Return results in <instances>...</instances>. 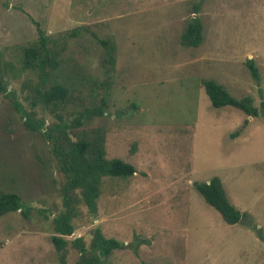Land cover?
Returning <instances> with one entry per match:
<instances>
[{
  "label": "rangeland",
  "instance_id": "obj_1",
  "mask_svg": "<svg viewBox=\"0 0 264 264\" xmlns=\"http://www.w3.org/2000/svg\"><path fill=\"white\" fill-rule=\"evenodd\" d=\"M196 16L203 43L185 47L182 34ZM35 22L52 38L66 37V70L101 81L102 46L91 34L115 41L107 151L137 169L130 179L104 178L97 216L79 206L65 264H78L73 242L90 244L96 228L124 246L109 264H264V0H0L9 82L0 93V190L17 191L28 207V217L0 218V264H63L51 237L65 179L50 145L28 130L15 105L30 107L24 85L36 75L21 60L23 47L39 37ZM75 29L80 37H69ZM202 80L252 97L260 116L214 108ZM102 125L96 118L85 127ZM216 176L245 214L238 224H227L193 185Z\"/></svg>",
  "mask_w": 264,
  "mask_h": 264
},
{
  "label": "trees",
  "instance_id": "obj_2",
  "mask_svg": "<svg viewBox=\"0 0 264 264\" xmlns=\"http://www.w3.org/2000/svg\"><path fill=\"white\" fill-rule=\"evenodd\" d=\"M199 7L200 3L195 4L193 13L197 14ZM35 23L39 37L23 47L21 60L22 69L36 75V81H28L24 85L30 91V107L20 103L15 105L28 130L41 135L50 145L57 168L65 179L60 192L64 208L53 218L54 231L51 237L61 262L65 264L70 243L67 237H71L76 231L74 221L78 218L79 206L84 205L91 216H97L104 178L130 179L135 176L137 169L123 159L109 158L107 151L108 128L104 122L110 109L109 98L116 72L115 41L91 34L97 44L102 46L101 65L104 79L101 81L76 67L66 70L67 60L62 58L67 50L66 37L61 36V40L52 38L39 23ZM80 33V30L75 29L68 36L77 38ZM203 39V24L196 16L188 21L181 44L197 48L203 43ZM247 66L252 76L259 80V70L253 60ZM5 67L3 53L0 51V93L3 94L9 92ZM201 83L214 108L233 107L248 118L260 116L252 97L238 98L224 85L213 80H202ZM69 106L73 109L66 111ZM38 108L53 117H48L50 122L45 116L38 117ZM96 118H102L103 125L87 129L85 126ZM248 125L249 120H246L241 130L233 136L239 135ZM193 185L205 201L222 215L227 224L235 225L244 219L245 214L230 202L220 177H213L209 183L194 182ZM17 212L28 217V207L22 196L12 189L0 190V218ZM260 237L264 241V236ZM73 245L80 254L78 264H109L114 251L124 248L118 240L107 238L100 228L94 229L90 244L80 237L74 240Z\"/></svg>",
  "mask_w": 264,
  "mask_h": 264
}]
</instances>
